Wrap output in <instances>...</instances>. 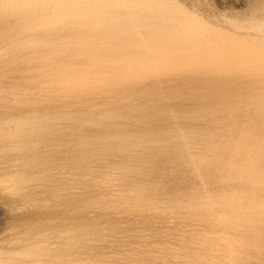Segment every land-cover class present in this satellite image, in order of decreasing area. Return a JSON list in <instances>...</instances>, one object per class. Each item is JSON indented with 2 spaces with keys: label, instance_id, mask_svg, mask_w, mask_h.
<instances>
[{
  "label": "rangeland",
  "instance_id": "obj_1",
  "mask_svg": "<svg viewBox=\"0 0 264 264\" xmlns=\"http://www.w3.org/2000/svg\"><path fill=\"white\" fill-rule=\"evenodd\" d=\"M175 2L0 0V264H116L113 214L194 196L264 225V0L218 20Z\"/></svg>",
  "mask_w": 264,
  "mask_h": 264
},
{
  "label": "bare ground",
  "instance_id": "obj_2",
  "mask_svg": "<svg viewBox=\"0 0 264 264\" xmlns=\"http://www.w3.org/2000/svg\"><path fill=\"white\" fill-rule=\"evenodd\" d=\"M64 1V0H63ZM212 1V0H211ZM260 1V0H259ZM53 2V1H49ZM55 2V1H54ZM142 2V1H141ZM158 2V0H157ZM161 2V1H160ZM159 2V3H160ZM164 2V0H163ZM174 2V1H172ZM176 2L181 3L182 5L188 7L189 9L194 10L197 14L203 15L204 17H209L210 19L216 18L218 20L221 16H226L227 12L229 13L230 9H240L244 10L247 6V0H218V8L219 11H215L213 13L204 11L200 6L197 5L191 0H176ZM175 2V3H176ZM213 2V1H212ZM167 3V1H166ZM178 3V5H179ZM251 3V2H250ZM73 4V3H72ZM156 4V3H155ZM161 4V3H160ZM172 4V3H171ZM216 4V3H215ZM214 4V5H215ZM45 5V4H44ZM48 5V4H46ZM55 5V4H53ZM52 5V6H53ZM99 5V4H98ZM159 5V4H157ZM166 5V4H164ZM177 5V6H178ZM213 5V4H212ZM251 5V4H249ZM51 6V5H50ZM156 6V5H155ZM169 6V5H167ZM204 6V5H202ZM216 6V5H215ZM172 7V6H171ZM181 7V6H180ZM214 7V6H213ZM156 8V7H155ZM174 8V6H173ZM183 8V6H182ZM217 8V7H215ZM34 9V8H33ZM181 9V8H180ZM205 9V8H204ZM247 9V8H246ZM168 10V9H167ZM184 10V9H183ZM249 9H247L248 11ZM259 10V9H258ZM49 11V10H48ZM176 11V10H174ZM173 11V12H174ZM191 11V10H190ZM209 11V10H208ZM261 11V10H260ZM172 12V11H171ZM233 12V11H232ZM235 12V11H234ZM240 12V11H239ZM32 13V12H31ZM34 13V12H33ZM167 13V12H166ZM180 13V12H179ZM243 11L244 16L255 18L251 13ZM30 14V13H29ZM37 14V13H36ZM46 14V13H45ZM48 14V13H47ZM187 14V12H186ZM235 14V13H233ZM247 14V15H246ZM256 14V13H255ZM258 14V13H257ZM189 15V13H188ZM251 15V16H249ZM33 16V15H32ZM190 16V15H189ZM194 16V15H193ZM238 16V15H237ZM47 17V16H46ZM202 17V16H201ZM231 17V15H230ZM234 17V16H232ZM239 17V16H238ZM246 17V18H247ZM258 17V16H257ZM28 18V17H27ZM44 18V17H43ZM260 18V17H259ZM205 19V18H204ZM208 19V18H207ZM221 19V18H220ZM240 19V18H239ZM248 19V18H247ZM251 19V18H250ZM263 19V18H262ZM27 20V19H26ZM32 20V19H31ZM41 20V19H40ZM39 20V21H40ZM191 20V19H190ZM203 20V19H202ZM209 20V19H208ZM224 20H227L226 18ZM244 20V19H243ZM194 21V20H193ZM200 21V20H199ZM213 21V20H212ZM223 21V20H222ZM229 21V19H228ZM236 21V20H234ZM245 21V20H244ZM184 22V21H183ZM207 22V21H206ZM209 22V21H208ZM219 22V21H218ZM248 22V21H247ZM9 23V22H8ZM59 23V22H58ZM264 23V22H263ZM196 25V23H194ZM193 24V27L195 26ZM209 24V23H208ZM216 24V23H215ZM238 24V22H237ZM236 24V25H237ZM242 24V23H241ZM11 25V24H10ZM192 25V24H191ZM218 25V24H217ZM216 25V26H217ZM240 25V24H239ZM238 25V26H239ZM259 25V24H258ZM206 26V25H205ZM204 26V27H205ZM214 26V25H213ZM257 26V25H256ZM260 26V25H259ZM202 27V26H201ZM215 27V26H214ZM218 27V26H217ZM224 26H222L223 28ZM236 27V26H235ZM242 27V26H240ZM239 27V28H240ZM255 27V26H254ZM196 28V27H195ZM198 28V27H197ZM213 28V27H212ZM216 28V27H215ZM221 28V29H222ZM245 28V27H244ZM15 29V28H14ZM204 29V28H203ZM224 29V28H223ZM52 30V29H51ZM51 30H46L44 32H40L38 35L33 36L31 40L35 41L42 36L54 37L55 33ZM202 30V29H201ZM213 30V29H212ZM216 30V29H215ZM219 30V29H218ZM226 30V29H225ZM234 30V29H233ZM205 31V30H204ZM228 31V30H227ZM231 31V30H230ZM235 31V30H234ZM218 32V31H217ZM220 32V31H219ZM240 32V31H239ZM73 33V32H72ZM221 33V32H220ZM237 33V32H235ZM247 33V32H246ZM59 34V33H58ZM64 34V33H63ZM70 34V33H69ZM79 34V33H78ZM231 34V33H230ZM238 34V33H237ZM242 34V33H241ZM245 34V33H244ZM57 35V34H56ZM83 35V34H82ZM220 35V34H219ZM225 35V34H224ZM229 35V34H228ZM236 35V34H235ZM252 36V34H250ZM254 35V34H253ZM261 35V33H260ZM26 36V35H25ZM58 36V35H57ZM61 36V35H60ZM212 36V35H211ZM247 36V35H246ZM262 36V35H261ZM30 37V36H29ZM59 37V36H58ZM66 37V36H64ZM69 37V36H68ZM71 37V36H70ZM69 37V38H70ZM75 37V36H74ZM222 37V36H221ZM226 37V36H225ZM240 37V36H239ZM243 37V36H242ZM249 37V36H248ZM253 37V36H252ZM20 38V37H19ZM31 38V37H30ZM29 38V40H30ZM45 38V37H44ZM63 38V37H62ZM73 38V37H72ZM71 38V39H72ZM212 38V37H211ZM217 38V37H216ZM234 38V37H233ZM250 38V37H249ZM258 38V37H257ZM27 39V36H26ZM52 39V38H51ZM68 39V38H67ZM75 39V38H74ZM236 39V38H235ZM240 39V38H239ZM247 39V38H246ZM30 40V41H31ZM48 40L47 37L44 41ZM64 40V39H63ZM66 40V39H65ZM70 40V39H69ZM253 40V39H252ZM259 40V39H258ZM15 41V40H14ZM18 41V40H17ZM26 41V40H25ZM29 41V42H30ZM43 41V42H44ZM73 41V40H72ZM78 41V40H76ZM82 41V40H81ZM85 42V40L83 39ZM219 41V40H218ZM19 42V41H18ZM74 42V41H73ZM83 42V43H84ZM247 42V41H245ZM258 42V41H256ZM261 42V41H260ZM15 43V42H14ZM20 43V42H19ZM22 43V42H21ZM25 43V42H24ZM28 43V42H27ZM26 43V44H27ZM39 43V40L38 42ZM36 43V44H37ZM58 43V42H57ZM60 43V42H59ZM64 43V42H61ZM244 43V42H243ZM259 43V42H258ZM10 44V43H9ZM8 44V45H9ZM12 44V42H11ZM18 44V43H17ZM16 44V45H17ZM33 44V42H31ZM45 44V43H44ZM56 44V43H55ZM71 44V43H70ZM81 44V42H80ZM6 45V46H8ZM21 45V44H20ZM35 45V44H34ZM58 45V44H56ZM60 46V45H59ZM63 46V45H62ZM66 46V44H65ZM78 46V44H77ZM81 46V45H80ZM10 47V46H9ZM14 47V46H13ZM18 47V46H17ZM22 47V46H21ZM24 47V46H23ZM30 47V46H29ZM51 47L53 48L52 44ZM50 47V48H51ZM79 47V46H78ZM259 47V46H258ZM56 48V47H55ZM69 48V47H68ZM72 48V47H71ZM262 48V47H261ZM28 49V48H26ZM25 49V50H26ZM32 49V47H31ZM47 49V48H46ZM57 49V48H56ZM55 49V50H56ZM67 49V48H66ZM59 50V49H58ZM69 50V49H68ZM263 50V48H262ZM34 51V50H33ZM48 51V49L46 50ZM246 51V50H245ZM21 52V51H20ZM32 52V51H31ZM37 52V51H36ZM50 52V51H49ZM55 52V51H54ZM57 52V50H56ZM55 52V53H56ZM61 52V51H60ZM73 52V51H72ZM74 52H76L74 50ZM79 52V51H78ZM77 52V53H78ZM83 52V51H82ZM59 52L56 54L58 55ZM21 54V53H19ZM29 54V53H28ZM55 54V55H56ZM23 55V54H22ZM53 55V54H52ZM54 55V56H55ZM79 55V54H78ZM77 55V56H78ZM239 55V54H238ZM263 55V54H262ZM17 56V55H16ZM31 56V55H30ZM53 56V57H54ZM60 56V55H59ZM57 56V57H59ZM68 56V55H66ZM25 57V56H24ZM33 57V56H32ZM38 57V56H37ZM34 57V58H37ZM47 57V56H46ZM56 57V56H55ZM56 57V58H57ZM71 57V56H70ZM245 57V56H244ZM15 58V57H14ZM26 58V57H25ZM29 58V57H28ZM44 58V57H43ZM51 58V57H50ZM80 57L76 58L79 59ZM30 59V58H29ZM55 59V58H54ZM61 59V58H60ZM68 59V58H67ZM52 60V59H51ZM256 60V59H255ZM75 61V60H74ZM11 62V61H10ZM39 62V61H38ZM52 62V61H51ZM62 62V61H61ZM70 61L67 63L69 64ZM78 62V61H77ZM77 62L75 63L77 65ZM83 63L82 61H80ZM79 62V63H80ZM12 63V62H11ZM53 63V62H52ZM55 64V63H54ZM59 64V63H58ZM62 64V63H61ZM245 65V64H244ZM31 66V65H30ZM43 66V65H42ZM41 66V67H42ZM51 66V65H47ZM69 66V65H67ZM246 66V65H245ZM260 66V65H259ZM258 66V67H259ZM40 67V68H41ZM257 67V66H256ZM33 68V67H32ZM35 68V66H34ZM39 68V69H40ZM3 69V68H2ZM37 69V68H36ZM237 69V68H236ZM260 69V68H258ZM264 69V68H263ZM247 70V69H246ZM249 70V69H248ZM257 70V69H255ZM262 70V69H261ZM260 70V71H261ZM4 71V70H3ZM7 71V70H6ZM10 71V70H8ZM47 71V70H46ZM246 72V71H245ZM251 72V71H250ZM257 73V72H255ZM44 74V73H43ZM48 75V73H46ZM252 74V73H251ZM260 75V74H259ZM45 76V75H44ZM251 76V75H250ZM2 77H4L2 75ZM40 77V76H39ZM48 77V76H47ZM45 77V78H47ZM50 77V76H49ZM255 77V76H254ZM43 78V77H40ZM11 79V78H9ZM257 79V78H256ZM8 80V79H7ZM44 80V78H43ZM259 80V79H258ZM257 81V80H256ZM252 83V82H251ZM262 83V82H261ZM5 85V84H4ZM254 85V84H253ZM252 85V86H253ZM259 85V84H258ZM251 86V85H250ZM249 86V87H250ZM7 87V86H6ZM246 87V86H245ZM253 87H256L253 86ZM247 88V87H246ZM259 88V87H258ZM11 89V88H9ZM17 89V88H16ZM29 89V88H28ZM12 90V89H11ZM19 90V89H18ZM21 90V89H20ZM24 90V89H23ZM34 90V89H33ZM253 90V89H252ZM15 91V90H14ZM27 91V90H26ZM32 91V90H31ZM25 92V91H24ZM34 92V91H33ZM242 92V91H241ZM2 93V92H1ZM9 93V92H8ZM19 93V92H18ZM21 93V92H20ZM28 93V92H27ZM39 93V90H38ZM7 94V93H6ZM37 94V93H36ZM241 94V93H240ZM232 95V94H231ZM237 95V94H236ZM230 96V95H229ZM228 96V97H229ZM243 96V95H242ZM4 97V96H3ZM15 97V96H13ZM31 97V96H30ZM223 97V96H222ZM241 97V96H238ZM250 97V96H249ZM5 98V97H4ZM24 98L25 97H21ZM29 98V97H28ZM37 98V97H36ZM231 98V97H230ZM11 99V98H10ZM14 99V98H13ZM12 99V100H13ZM15 98L14 100H16ZM20 99V98H19ZM23 99V100H24ZM38 99V98H37ZM229 99V98H228ZM227 99V100H228ZM239 99V98H238ZM230 100V99H229ZM235 100V98H234ZM18 101V100H17ZM217 101V100H216ZM13 102V101H12ZM21 102V101H20ZM25 102V101H24ZM227 102V101H226ZM235 102V101H234ZM242 102V101H241ZM36 103V101H35ZM240 103V102H239ZM23 104V103H22ZM30 104V103H29ZM216 104V102H215ZM260 104V103H259ZM28 105V103H27ZM217 105V104H216ZM244 105V104H243ZM213 106V105H211ZM219 107V106H218ZM69 108V107H67ZM213 109V108H212ZM204 110V109H203ZM69 111V110H68ZM72 112V111H71ZM206 112V110H205ZM221 112V111H220ZM204 113V112H203ZM199 114V113H198ZM203 115V114H202ZM51 117V116H50ZM197 117V116H196ZM201 117V116H200ZM207 117V116H206ZM205 119L207 120V118ZM210 117V116H209ZM212 117V116H211ZM46 118V117H45ZM48 118V117H47ZM77 118V117H76ZM75 118V119H76ZM231 118V117H230ZM250 118V117H249ZM5 119V118H4ZM21 119V118H20ZM32 119V118H30ZM27 119V120H30ZM80 119V118H79ZM89 119V118H87ZM91 119V118H90ZM6 120V119H5ZM67 120V119H66ZM11 121V120H10ZM210 121V120H209ZM239 121V120H238ZM6 122V121H5ZM4 122V124H5ZM222 122V120H221ZM12 123V122H11ZM15 123V122H14ZM49 123V122H48ZM31 124V123H30ZM51 124V123H50ZM214 124V123H213ZM29 124H26V126ZM0 126H3L1 123ZM32 126V125H31ZM215 126V125H214ZM222 126V125H221ZM226 126V125H225ZM237 126V125H236ZM25 127V126H24ZM23 127V128H24ZM29 127V126H28ZM210 127V126H209ZM8 128V127H6ZM22 128V127H21ZM30 128V127H29ZM2 129V128H0ZM209 129V128H207ZM10 130V129H8ZM210 130V129H209ZM228 130V129H227ZM7 131V129L5 130ZM207 132V131H206ZM214 132V131H213ZM216 132V131H215ZM8 133V132H7ZM11 133V132H10ZM205 133V132H204ZM226 133V132H225ZM232 133V132H231ZM243 133V132H242ZM6 134V133H5ZM216 134V133H215ZM221 134V133H220ZM217 135V134H216ZM236 135V134H234ZM244 135V134H243ZM249 136V134H247ZM6 136V135H5ZM220 136V135H219ZM241 136V135H240ZM245 136V135H244ZM226 137V136H225ZM240 139V138H239ZM252 139V138H250ZM235 140V139H233ZM238 140V139H237ZM242 141V140H240ZM239 141V142H240ZM263 141V140H262ZM244 142V141H243ZM242 142V143H243ZM232 143V142H231ZM245 144V143H244ZM260 144V143H258ZM235 145V144H234ZM249 145V144H247ZM226 146V145H225ZM236 146V145H235ZM234 146V147H235ZM239 146V145H238ZM246 146V145H245ZM244 146V147H245ZM255 145L254 147H256ZM263 146V145H262ZM241 147V146H239ZM259 147V146H258ZM257 147V148H258ZM242 148V147H241ZM250 149V148H249ZM252 149V147H251ZM260 149V148H259ZM263 149V148H262ZM246 150V149H245ZM249 150H247L248 152ZM253 151V150H250ZM249 151V152H250ZM256 151V150H255ZM260 151V150H259ZM262 151V150H261ZM233 152V151H232ZM254 152V151H253ZM252 152V153H253ZM241 153V152H240ZM257 153V152H256ZM261 153V152H259ZM227 154V153H226ZM234 154V152H233ZM239 154V153H238ZM237 155V154H236ZM262 155V154H261ZM225 156V155H224ZM230 156V155H229ZM233 156V155H232ZM231 156V157H232ZM253 156V154H252ZM230 157V159H231ZM243 157V156H241ZM239 158V156H238ZM245 158V156H244ZM252 158V157H251ZM262 158V157H260ZM248 159V158H247ZM255 159V158H254ZM257 159V157H256ZM255 159V160H256ZM223 160V159H222ZM235 160V157L233 158ZM225 161V160H224ZM238 161V160H237ZM261 161V160H259ZM226 162V161H225ZM233 162V161H232ZM249 162V161H248ZM254 162V161H253ZM223 163V162H222ZM240 163V162H238ZM258 162H256L257 164ZM246 164V163H245ZM243 165V164H242ZM247 165V164H246ZM249 165V164H248ZM247 165V166H248ZM258 165V164H257ZM256 165V166H257ZM263 165V164H261ZM220 166V165H219ZM250 166V165H249ZM218 168V166H216ZM225 167V166H224ZM262 167V166H260ZM259 167V169H261ZM212 169V168H211ZM252 169V168H251ZM187 170V169H186ZM184 170V172L186 171ZM220 170V169H218ZM225 170V169H224ZM235 170V169H234ZM216 171V170H215ZM229 171V170H228ZM232 171V170H230ZM243 171V170H242ZM258 171V170H257ZM261 171V170H260ZM263 171V170H262ZM188 172V171H187ZM221 172V171H220ZM235 172V171H234ZM247 173V171H243ZM182 173V172H180ZM237 173H240L237 171ZM236 173V174H237ZM242 173V172H241ZM256 173V172H255ZM259 173V172H257ZM261 174L263 172H260ZM188 174V173H187ZM219 174V173H218ZM228 174H230L228 172ZM234 174V175H236ZM249 174V173H248ZM190 175V174H189ZM209 175V174H207ZM206 175V176H207ZM233 175V174H232ZM178 176V175H177ZM231 176V175H230ZM251 176V175H250ZM258 176V175H257ZM188 177V175H187ZM190 177V176H189ZM194 177V176H193ZM237 177V176H236ZM177 178V177H176ZM222 178V177H220ZM180 179V178H179ZM228 179V178H227ZM233 179V178H232ZM243 179V178H242ZM248 179V178H247ZM255 179V178H254ZM262 180V178H260ZM209 180V179H208ZM230 180V179H229ZM251 180V179H250ZM169 180H167L168 182ZM214 181V180H213ZM217 181V180H216ZM232 181V180H231ZM242 181V180H241ZM245 181V180H244ZM253 181V180H252ZM257 181V180H256ZM209 182V181H208ZM218 182V181H217ZM223 182V181H222ZM189 183V182H188ZM205 183V182H204ZM221 183V182H220ZM246 183V182H245ZM248 183V182H247ZM246 183V184H247ZM258 183V182H257ZM260 183V182H259ZM207 184V183H206ZM211 184V183H210ZM214 184V183H213ZM227 184V181H226ZM158 185V184H157ZM176 185V184H174ZM202 185V184H201ZM208 185V184H207ZM253 185V184H252ZM255 185V184H254ZM257 185V184H256ZM260 185V184H259ZM114 186V185H113ZM203 186V185H202ZM218 186V185H217ZM222 186V184H221ZM234 186V185H233ZM240 186V185H238ZM258 186V185H257ZM106 187V186H105ZM204 187V186H203ZM214 187V186H213ZM236 187V186H235ZM107 188V187H106ZM173 188V187H172ZM189 188V187H188ZM201 188V187H200ZM247 188V187H246ZM257 188V187H256ZM87 189V188H86ZM85 189V190H86ZM101 189V188H100ZM194 189V188H193ZM203 189V188H202ZM201 189V190H202ZM222 189V188H221ZM230 189V188H229ZM254 189V188H253ZM84 190V191H85ZM107 190V189H106ZM188 190V189H187ZM191 190V189H190ZM199 190V189H198ZM197 190V191H198ZM206 190V189H205ZM217 190V189H216ZM162 191V190H161ZM189 191V190H188ZM195 191V189H194ZM203 191V190H202ZM207 191V190H206ZM210 191V190H209ZM212 191V190H211ZM234 191V189H233ZM103 192V191H102ZM186 192V191H185ZM200 192V191H199ZM208 192V191H207ZM215 192V191H214ZM222 192V191H221ZM83 193V192H82ZM86 193V192H85ZM90 193V191H89ZM191 193V192H189ZM195 193V192H194ZM198 193V192H197ZM202 193V192H200ZM235 193V192H234ZM238 193V192H237ZM236 193V194H237ZM62 194V193H61ZM91 194V193H90ZM182 194V193H181ZM185 194V193H184ZM218 194V193H217ZM253 194V193H252ZM88 195V194H87ZM86 195V196H87ZM167 195V194H166ZM165 195V196H166ZM187 195V194H186ZM197 195V194H196ZM205 195V194H204ZM203 195V196H204ZM207 195V194H206ZM211 195V194H210ZM221 195V194H219ZM229 196V194H227ZM242 195V194H241ZM247 195V194H246ZM246 195H244L246 197ZM63 196V195H62ZM89 196V195H88ZM218 196V195H217ZM225 196V195H224ZM233 196V195H232ZM18 197V195H17ZM58 197V196H57ZM110 197V196H109ZM162 197V196H161ZM173 197V196H171ZM185 197V196H184ZM192 197V194H191ZM230 197V196H229ZM237 197V196H236ZM261 197V196H260ZM263 197V196H262ZM51 198V197H50ZM49 198V200H50ZM163 198V197H162ZM166 198V197H164ZM163 198V199H164ZM170 198V196H169ZM174 198V197H173ZM181 198H183L181 196ZM186 198V197H185ZM195 198V199H194ZM194 200L191 201L188 197L187 200H180L174 204V207L159 212V217H156L154 214L150 216L149 222L146 221L148 218L144 213L142 215H134L132 217L126 218L125 221H121L118 217V214H113L110 218L112 219V223L118 224L122 228V232L118 233L112 239L108 241V247L113 249H117V254H109L108 259H112L111 261L116 264H264V225L256 223L247 225L245 220L242 221L237 218L236 214L239 213L234 206L235 209L229 210L228 212L225 210L226 198L219 197L215 203L211 202L210 199L203 201L206 199L204 197H195ZM202 198V201H201ZM250 199V197H248ZM255 198V197H254ZM48 199V198H47ZM46 199V200H47ZM53 199V198H52ZM51 199V201H52ZM67 199V197H66ZM69 199V198H68ZM179 199V198H178ZM237 199V198H236ZM241 199V198H240ZM252 199V198H251ZM48 200V201H49ZM161 200V198H160ZM159 200V201H160ZM233 200V199H232ZM231 200V201H232ZM239 200V199H238ZM56 201V200H55ZM54 201V202H55ZM166 201V200H164ZM173 200H171L172 202ZM214 201V200H213ZM236 201V200H235ZM234 201V202H235ZM174 202V201H173ZM261 202V201H260ZM263 202V200H262ZM42 203V202H41ZM52 203V202H51ZM239 203V201H238ZM259 203V202H258ZM257 203V204H258ZM232 204V203H231ZM254 204V203H253ZM251 204V205H253ZM229 205V204H228ZM234 205V203H233ZM251 205H247L248 214L252 216L257 214V210L260 208L259 206L251 207ZM230 206V205H229ZM238 206V204H237ZM242 207V205H240ZM228 207V206H227ZM231 207V206H230ZM229 209V208H228ZM227 209V210H228ZM146 211V210H145ZM241 211V210H240ZM243 211V210H242ZM245 211V210H244ZM261 211V210H260ZM247 212V211H246ZM259 213V212H258ZM261 213V212H260ZM247 214V213H246ZM263 214V212L261 213ZM245 215V213H244ZM258 215V214H257ZM242 216V215H241ZM238 217H240L238 215ZM258 217V216H257ZM1 218V213H0ZM244 218H248L246 215ZM243 218V219H244ZM251 218V217H249ZM248 218V219H249ZM247 219V220H248ZM252 219V218H251ZM258 219V218H257ZM264 220V219H263ZM1 221V220H0ZM249 221V220H248ZM254 221V220H253ZM256 221V219H255ZM122 222V223H121ZM245 222V223H244ZM252 222V221H251ZM259 222V221H257ZM111 224V223H110ZM74 225V224H73ZM130 227V230L127 228ZM104 228V227H102ZM113 228V227H111ZM115 230L117 228H114ZM113 229V230H114ZM131 231L132 235L130 236L129 232ZM135 238V241H131L129 239ZM116 238V239H115ZM92 240V239H91ZM133 240V239H132ZM103 241V240H102ZM129 241V242H128ZM131 241V242H130ZM100 246V245H99ZM107 248V247H106ZM112 252V251H111ZM113 252L116 253L114 250ZM83 259V258H82ZM28 260V259H27ZM110 261V260H109ZM103 262V261H102ZM113 264V263H112Z\"/></svg>",
  "mask_w": 264,
  "mask_h": 264
}]
</instances>
